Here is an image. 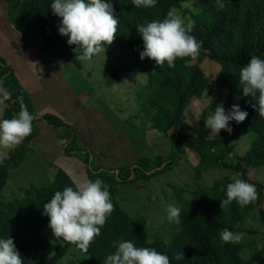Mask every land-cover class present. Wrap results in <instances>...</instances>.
I'll use <instances>...</instances> for the list:
<instances>
[{
  "label": "trees",
  "instance_id": "1",
  "mask_svg": "<svg viewBox=\"0 0 264 264\" xmlns=\"http://www.w3.org/2000/svg\"><path fill=\"white\" fill-rule=\"evenodd\" d=\"M110 2L119 19L114 43H118L138 59L143 51V40L136 27L156 19L162 20L172 8L179 9L182 4V0H157L155 7L137 8L132 4V0ZM222 2L225 7L221 10L218 9L216 0H192V8L188 10L190 19L194 22L191 35L201 42L199 55L195 59H178L175 67L169 68L165 65L163 69L151 59L143 60L148 81L143 89L136 92L138 115H144V123L150 124L149 130L156 136L170 138L172 145L169 154L166 157H140L131 167L116 169L93 165L90 153L83 154L89 179L103 180L108 185L114 204L113 213L87 252L77 250L73 245L64 242L57 245L54 254L43 262L36 258L40 251L51 245V229L48 227V217L43 215V205L50 201L56 191H62L66 186H74V182L64 171L58 169L53 181L46 186L24 187L21 189L20 198L4 200L3 191L10 179V169L20 166L24 161L36 133L35 120L31 135L0 161V238L9 237L14 240L24 264H60L70 248L79 252L81 257L67 264H104L106 256L115 251L113 242L119 240H131L137 246L154 248L167 255L171 264H254L264 257L263 247L247 260L240 254L241 245L224 243L219 236V232L224 228L251 234L253 231L247 230L244 223L250 218L253 210L259 212L261 223L258 232L264 235V186L248 176L250 168L264 167V118L256 113L253 98L243 95L238 77L240 67L248 64L251 56L264 59V0ZM51 3L52 0L17 2V17L21 30L25 36L38 39L47 55L81 69V61L76 60L74 52L76 46H69L68 38L59 34L58 25L61 21L53 14ZM206 60L220 67L214 83L216 87L227 92L223 103L225 113L228 114L233 105H238L248 113L243 123L230 121L231 133L250 131L256 134L250 149L243 156H235L233 160L229 159V155L233 153L235 146L227 140L228 131L222 130L213 137H204L195 129V125L200 126V129L205 127L209 108L202 111L194 125L187 121L188 106L193 99L201 98L211 85V78L201 68V64ZM117 73V69H108L109 84L116 80ZM0 79L12 95V99L4 103L6 106L0 114V119L12 118L19 112L17 97L23 98L29 112L33 114L31 101L21 93L17 78L2 59ZM235 97H238L237 104ZM45 120L54 128L66 126L67 154L75 155L81 152L76 145V136L68 125L53 116H46ZM185 147L191 148L199 159L196 167L197 177L205 171L218 168L236 171L246 182L256 186L259 198L243 208L233 202L223 211L221 200L226 197L225 192L219 189L221 186L226 189L227 184L231 182L228 177L216 181L210 187L198 185L197 189L188 191L191 194L190 205L185 203L182 197V193L187 192L183 189L176 194L181 210L179 230L168 240L162 237L150 240L145 217L132 219L120 207L117 200L118 186L121 183L135 184L140 180H150L170 172L182 160ZM176 254H183L184 259L177 261Z\"/></svg>",
  "mask_w": 264,
  "mask_h": 264
},
{
  "label": "rangeland",
  "instance_id": "2",
  "mask_svg": "<svg viewBox=\"0 0 264 264\" xmlns=\"http://www.w3.org/2000/svg\"><path fill=\"white\" fill-rule=\"evenodd\" d=\"M183 3L185 6L181 4V8L177 10L187 23L191 20L188 10L192 8V0H183ZM105 47V54L101 53L89 61L81 62V69L70 63H62L53 56H44L45 61L55 65L54 68L60 66L66 68L67 71L70 70L66 78L72 81L71 86L80 95L79 99L87 108L92 105L91 102L99 105L98 109H91L87 113L83 128L79 126L78 136L76 135L75 138L76 145L81 148L86 146L91 152L97 153L104 167L110 169L131 167L140 157H166L170 152L172 141L165 136H156L153 131L149 130L150 124L144 123V115L142 117L138 115L136 92L143 89L148 81L144 61L135 57L130 51L124 50L118 43L113 42ZM109 68L118 70L117 78L112 84H109L107 79ZM201 68L211 78V85L201 98L193 99L188 106L187 121L193 125L198 122L202 111L209 108L208 116L211 115L219 105H223L227 97V92L216 87L214 83L220 67L206 60L201 64ZM234 101L237 104L238 97H235ZM5 106V104L0 105V114ZM74 127H70L71 132ZM195 129L204 137H213L218 134L213 133L206 126L200 129V126L195 125ZM65 130L68 133L66 128ZM255 137L256 134L250 131L229 133L227 140L235 146L229 159L233 160L235 156H243L250 149ZM12 149H0V161L7 157ZM184 150L182 160L170 172L155 176L150 180H140L135 184L121 183L118 186L117 200L120 207L132 219L145 217L148 222L150 240L155 237L168 240L173 233L179 230L178 223H169L166 211L169 203L174 202L177 207H180L176 199L178 191L187 190L182 193V197L185 203L189 204L191 194L188 191L197 189L198 185L210 187L225 177L232 182V177L237 174L238 178L243 179L240 173L225 168L208 170L197 177L196 167L199 159L191 148L185 147ZM35 155L38 154L29 152L20 166L10 169V179L3 193L5 201L20 198L21 189L24 187L46 186L53 181L56 171L55 173L43 172L44 169L48 170V167L38 163ZM248 176L264 186L263 166L250 168ZM247 221L250 223L245 222L244 227L253 232L243 233L242 240L237 244L242 246L240 254L248 260L254 252L264 247V235L258 232L261 223L258 210H253ZM50 240V247L36 255L39 262L51 257L57 245L64 244V241L56 240L52 231ZM80 257L79 252L70 248L60 264H67ZM254 264H264V257Z\"/></svg>",
  "mask_w": 264,
  "mask_h": 264
},
{
  "label": "clouds",
  "instance_id": "3",
  "mask_svg": "<svg viewBox=\"0 0 264 264\" xmlns=\"http://www.w3.org/2000/svg\"><path fill=\"white\" fill-rule=\"evenodd\" d=\"M156 3L157 0H132L137 8H152ZM216 4L218 9L225 7L222 0H216ZM182 6H185L183 0ZM51 10L60 18L59 34L68 38L69 46H76V60L81 62L105 54V46L111 45L117 36L119 19L110 0H52ZM193 27L194 22L188 20L186 23L176 8H172L162 20L138 25L136 28L143 40L140 59H151L161 69L165 65L175 67L178 59H195L199 55L201 42L191 35ZM238 77L243 95L253 98L256 113L264 118V59L251 56L250 62L240 67ZM11 99V93L0 79V105ZM17 101L19 112L12 118L0 119V149L19 146L33 131V121L37 117L29 112L22 97H17ZM247 116L248 113L238 105H233L228 114L224 106L219 105L207 117L205 126L213 133L219 134L221 130L231 133L230 121L243 123ZM219 190L225 192L226 197L221 200L223 211L233 202L243 208L259 198L256 186L238 178V174L232 177L226 189L221 186ZM113 211L108 185L101 179L66 186L62 191H56L50 201L43 205V215L48 217V227L56 240L69 243L83 252H87L100 235L101 228ZM166 211L169 223H179L181 210L174 202L168 204ZM219 236L224 243H238L244 234L224 228ZM113 247L115 251L106 256L104 264H171L167 255L151 247L137 246L131 240L114 241ZM175 259L182 260L184 255L176 254ZM0 264H24L12 238H0Z\"/></svg>",
  "mask_w": 264,
  "mask_h": 264
},
{
  "label": "crops",
  "instance_id": "4",
  "mask_svg": "<svg viewBox=\"0 0 264 264\" xmlns=\"http://www.w3.org/2000/svg\"><path fill=\"white\" fill-rule=\"evenodd\" d=\"M21 1L23 0H0V59L5 61L17 78L21 93L29 98L33 115L37 117V130L24 160L29 152L36 153L37 162L48 167L43 172L55 173L59 169L74 183L90 180L83 154L89 152L93 165L106 168L102 159L86 146L79 147L81 152L75 155L67 154L66 126L54 128L46 122L45 117L53 116L64 125L71 128L75 126L72 132L76 136L79 126L83 128L87 113L91 109H98L99 105L91 102L92 105L87 108L71 86L72 81L66 78L70 70L60 66L54 68V64L45 61L44 56L47 54L40 41L33 36H25L22 32L17 17V2Z\"/></svg>",
  "mask_w": 264,
  "mask_h": 264
}]
</instances>
